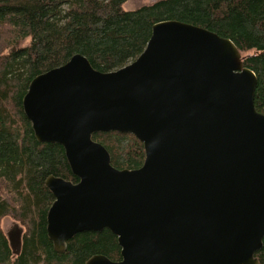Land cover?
<instances>
[{"label": "water", "instance_id": "95a60500", "mask_svg": "<svg viewBox=\"0 0 264 264\" xmlns=\"http://www.w3.org/2000/svg\"><path fill=\"white\" fill-rule=\"evenodd\" d=\"M234 41L156 23L144 52L102 72L76 54L36 76L23 108L40 143L59 144L78 182L50 175L47 233L57 252L109 229L121 259L85 264H259L264 246V114L258 76ZM136 136L145 160L118 169L97 133ZM24 229L8 233L14 255Z\"/></svg>", "mask_w": 264, "mask_h": 264}, {"label": "trees", "instance_id": "16d2710c", "mask_svg": "<svg viewBox=\"0 0 264 264\" xmlns=\"http://www.w3.org/2000/svg\"><path fill=\"white\" fill-rule=\"evenodd\" d=\"M126 2L0 0V222L11 216L26 228L21 253L14 255L0 226V264H85L96 254L121 259L109 229L76 235L63 253L48 237L55 198L46 179H79L63 146L38 142L24 112L23 98L39 74L76 54L102 72L120 69L144 52L156 23L182 21L234 41L258 76L255 106L264 114V0H158L134 10L125 9ZM94 139L106 146L116 168L143 165L144 144L133 134L97 133ZM256 256L264 264V246Z\"/></svg>", "mask_w": 264, "mask_h": 264}, {"label": "rangeland", "instance_id": "374dc122", "mask_svg": "<svg viewBox=\"0 0 264 264\" xmlns=\"http://www.w3.org/2000/svg\"><path fill=\"white\" fill-rule=\"evenodd\" d=\"M156 1L158 0H127L124 7L127 10H134L143 5L152 4ZM28 43H29V40L26 41V44ZM0 226L6 234L11 233L16 228H22V227L24 228V232L26 231V228L19 221L15 220L11 216H6L2 218L0 222Z\"/></svg>", "mask_w": 264, "mask_h": 264}]
</instances>
